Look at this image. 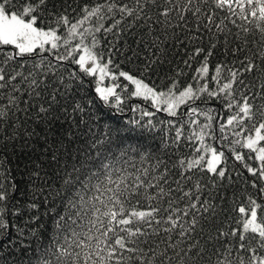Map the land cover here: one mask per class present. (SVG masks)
<instances>
[{"label": "trees", "instance_id": "obj_1", "mask_svg": "<svg viewBox=\"0 0 264 264\" xmlns=\"http://www.w3.org/2000/svg\"><path fill=\"white\" fill-rule=\"evenodd\" d=\"M26 2L27 0H9L6 9L22 10ZM31 2L35 4L37 0ZM104 2L105 0H47V5L41 6L35 13L39 17L37 27H57L50 23L52 18L48 15L53 4L56 5L57 14L67 11L70 21L74 23L81 18V9L85 5L91 8ZM185 2L187 0H181L182 4ZM119 3L134 6V0H119ZM195 7H200L203 13L200 22L208 23L206 16L213 6L200 4L197 0L192 5L193 11ZM159 11V8L149 5L146 11V15L152 18L149 24H145L143 19L134 23V18L125 17L119 26L113 28L115 21L120 19V13L112 14L104 10V19L93 17L78 27V33L84 29H89L91 33H86L83 38L79 35L69 37L67 27L60 25L57 27V34L61 39L56 41L57 48L52 49L51 43H47L44 47L46 50L51 49L50 51L37 49L34 54H25L23 57L14 55L7 63H4L7 55L14 54L18 49L13 45H0V69L4 70L6 76L16 75L17 72L21 74L12 84L5 82L6 86L0 89V111L4 112L0 116V192L5 193L6 197L0 201V220L7 224L6 228L0 229V264H43L44 261L49 264H93L96 261L99 264V257L92 253L96 238L105 230L100 226L101 220L107 226L108 218L96 213V208H100L101 213L107 209L94 199L99 193L91 186L99 181L107 187L116 188L115 183L107 184L104 180L109 172L113 181L121 176L127 177L124 183L129 187L135 185L139 177L146 184L159 183L165 192L173 190L163 201H152L153 206L166 208L168 199L176 200L177 203L173 206L181 209L193 202L197 204V208L205 201L215 206V211L210 210L208 213H197L196 209L188 208L189 215L178 222L187 225L193 216L199 220L194 232L187 234L190 238L179 245V248L185 250L190 244H197L196 251L204 249L203 258H197V264H216L217 259L223 258L225 246L229 245L233 249L231 258L243 257L246 264L250 260V252L237 251L238 237H217L219 231L230 233L232 229L242 230L238 208L242 204L247 206L249 198L264 205V192L260 191L264 189V180L248 171V167L259 171L264 162L255 159L256 152L242 146L246 137L255 134L253 124L259 122V117L254 121L246 119L241 125L227 127L222 133L220 124L226 123L227 118L238 111L236 107L228 110L224 106L227 100L209 98L207 93H201L200 99L181 105L176 109L177 114L172 116L154 106L151 99L133 96L134 86L119 76L120 71L128 72L144 79L151 86H159L160 90L167 88L170 79L178 80L181 89L188 84L198 88L207 83L210 90H218L219 84L226 82L228 78L227 69L221 74L219 84L211 81L210 76L199 78L197 83L193 76H198L196 69L200 67L204 56L189 60L196 47L207 49L212 43L218 44V51L209 58L210 74H215V66L219 63L239 67L238 64H231L233 57L219 55L223 51L224 33L213 37L202 27L200 32H196L198 21L190 12H185L184 21H179L173 12L170 19L173 27L165 28L163 24L155 23ZM213 11L214 23H220L223 17L230 15L226 10ZM160 19L163 20V17ZM225 23L231 30L227 34L229 49L241 45L246 36L250 50H246L245 54L252 56L256 53V62L259 63L258 53L264 51V48H258L252 41H258L260 34L254 27L252 32L245 34L229 21ZM237 23L242 22L237 20ZM100 26L101 31L95 32L94 29ZM105 28H112V31L106 33L103 30ZM212 31H216L215 27ZM237 34L241 37L240 40L236 38ZM92 35L99 41L93 51L102 54L100 62L112 60L108 77L114 75L115 80L106 78L105 83L114 89V95H110L107 102L96 91L99 85L95 80L99 74H85L79 65L73 63V60L79 59V55L83 54L85 45L92 47ZM194 36H202L203 40H193ZM65 39L68 40L67 44L64 43ZM81 39V49H75ZM74 49L72 57L57 59L58 56H67ZM240 59H243V54ZM153 60L156 61L153 70L142 76L143 66ZM186 60H189L190 66L185 65ZM33 78L45 80L49 85L48 88L41 85L36 89L41 92L38 98L34 94L30 95L29 82ZM242 78L246 84H250L252 92H264V88H261L264 77L258 72L245 74ZM13 85H18L19 89L13 91ZM53 87L59 89L56 102L51 103L50 110L45 115L39 109L41 105L49 108ZM240 95L241 92L237 90L235 96L238 102H241ZM10 96L17 98L14 104L9 103ZM117 96L119 100L116 99ZM25 101L30 103L25 104ZM252 102L254 112L264 104V100L259 97ZM190 108H196L197 111L190 112ZM209 116L211 120L208 119ZM205 125L208 127H204ZM178 130L180 139L177 141ZM197 134L202 135L203 139H199ZM236 140L241 143H234ZM96 141H103V144H96ZM260 146H264V142L257 147ZM212 149L217 153H224L221 164L217 165L226 172L223 179L206 168L212 157ZM97 152L101 153L100 157H97ZM234 152L239 153L243 159H235ZM53 156L56 157L55 160ZM200 156L204 159L196 167L188 169L187 162L197 160ZM160 159L166 161V165L154 168ZM181 160L185 162L183 165L179 163ZM103 164H108L110 168L105 169ZM82 165H87L79 173L82 180L92 171H97L99 176L92 178L90 182L84 180L85 183H90L87 189L81 185L65 187L63 181L67 174L76 176L73 168H81ZM165 167L168 172L161 176ZM145 169H148L147 175L144 174ZM197 183L201 185L200 188L196 187ZM158 191V188L148 189L150 194ZM57 192H60L59 196L56 195ZM184 192H189L190 196L181 200ZM108 195L111 193L105 192L101 199ZM133 207L136 210H146L149 204L144 200L137 204L135 199L125 202L126 212H130ZM115 210L119 211L118 208ZM58 215L66 217L60 229L54 224ZM180 215L183 216V212ZM258 215L264 216V207L258 210ZM157 219H162V216L158 215ZM136 226L146 227L131 225L133 228ZM153 226L161 229L159 235L151 239L153 247L159 244L157 251H163L169 243H176L180 239L179 228L172 233H164L163 229L170 226L167 223L156 225L153 222ZM254 235L247 233L244 243L255 248L257 256H264V248L256 242L259 237L253 240ZM87 236H91L92 240L88 241ZM81 240L88 247H78ZM161 240L164 243H160ZM217 249H220L219 253ZM61 251L64 255H61ZM89 254H92V259L86 260L85 256ZM167 255L174 256L175 252L168 249ZM109 264L114 262L110 261ZM172 264H179V257ZM234 264H239L238 259Z\"/></svg>", "mask_w": 264, "mask_h": 264}, {"label": "snow or ice", "instance_id": "obj_2", "mask_svg": "<svg viewBox=\"0 0 264 264\" xmlns=\"http://www.w3.org/2000/svg\"><path fill=\"white\" fill-rule=\"evenodd\" d=\"M9 3V0H3L0 3V45H13L18 51L14 54L9 53L4 60V63L12 60L15 56L23 57L25 54H34L37 49L40 51H50L51 49H45L44 45L51 43V48L55 49L58 47L56 41L60 40L61 37L57 34V27L64 25L68 29V36L74 37L79 35L84 37L86 33L91 34L89 29H84L82 32H77L78 27L90 21L93 17L99 19H104V10L108 13L115 14V12L120 13V19L115 21L113 28L119 26L121 21L125 17L134 18V23L143 19L145 24H149L151 21V16L146 15V11L149 5L155 6L160 9L157 14L156 24H163L165 28H171L173 25L170 23L171 16L173 12L176 13L177 19L179 21L185 20V12H190L193 16L196 17L198 21V26L195 29L196 32L201 31V27L210 32L213 37H216L219 33L225 34V40L223 45V51L219 52V55L227 58L229 56L233 57L231 64L233 66L239 65V67H229L226 63H219L215 66L214 73L210 74V65L209 58L217 54L218 44L212 43L211 46L207 49L204 47H196L194 52L190 54L189 60L193 57H198L200 55L204 56L203 61L201 62L200 67L196 69L197 75L193 76V80L199 83V78H207L210 76L211 81H215L219 84L221 80V74L227 69L228 78L226 82L219 84L218 90H210V87L205 83L202 87H194L193 84H188L187 86L180 88L179 82L176 79H170V83L165 90H160L159 86L153 84L150 86L148 83L144 82V79L137 78L134 75L129 74L125 71H120L119 76L123 77L125 80L129 81L132 85H135V90L132 92L133 96H142L145 100L151 99L154 106L159 110L168 112L170 115L175 116L177 114L176 109L181 105H186L190 101H195L200 99L201 93H207L209 98H222L227 100L225 107L228 110H232L234 107L238 109L235 115H232L227 118L226 123L220 124V131L223 133L227 127L241 125V122L245 121H254L256 117H259V122L253 124L254 135L246 137L243 147L250 149L256 152L255 159L261 162H264V146L257 147L261 142H264V104H261L256 111L254 112V101L257 97L264 100V92H252L250 84H246L245 80L242 78L245 74H252L258 72L261 77H264V51H259L258 58L259 63L256 62L257 54L254 53L252 56L245 54L248 49L249 41L245 36L243 38L242 44L232 47L229 49V41L227 39V34L230 33L225 21H229L231 24L235 25L237 28L241 29L245 34L252 32L254 29L260 34V39L253 40L252 43L255 44L258 48H264V0H199L200 4H211L213 8L209 9V14L206 16L208 23H201V16L203 15L200 7H195L193 11L192 5L197 3V0H187L185 3H181V0H134V6L129 7L128 4H120L119 0H105L104 3H97L94 7L89 8L87 5L81 9L82 16L76 22H71L67 11L60 12L57 14L56 5L53 4L52 10L49 11L48 15L52 18L50 23L55 24L57 27H48L40 28L37 27L39 17L35 14L41 6L47 5V0H37L35 4L31 0H27L25 6L22 10L19 11H8L6 5ZM213 10L227 11L230 15L223 17L220 20V23H214L215 12ZM163 17V20L160 19ZM237 20L242 23H237ZM246 25H251L248 27ZM132 27V25H129ZM215 27V32L212 31ZM102 26L96 27L95 32H100ZM106 33L111 32L112 28L103 29ZM238 40L241 39L239 34L236 37ZM193 40L200 39L203 40L202 36H194ZM64 43L67 44L68 40L65 39ZM99 41L96 40L95 35H92V47L85 45L82 49V53L79 55V59L73 60V63L79 65L80 69L88 75H92L95 72L103 76L109 75V65L112 64V60L109 59L107 63L100 62V56L102 54H97L93 51V48ZM83 44V39L81 42L76 44L75 49H81ZM69 51L67 56H58L59 60H66L69 57L73 56V51ZM206 53V54H205ZM243 54V59H240V56ZM189 60L185 61L186 66L189 65ZM156 61L147 62L141 69V75H145L153 70ZM87 65V66H86ZM21 74L19 72L16 75H8L4 73L3 69H0V89H3L7 84H12L18 76ZM32 75L31 73L29 74ZM181 75V73H177ZM27 79V77L25 78ZM112 79L115 80V76H112ZM6 82V83H5ZM43 85L45 88H48L49 85L45 80H37L35 78L31 79L29 82V88L31 89L30 95L34 94L35 97H40L41 92L36 91ZM65 87H68L65 85ZM261 88H264V84L261 85ZM19 89L18 85H13V91ZM245 89L247 91L245 92ZM241 92L240 101L238 102L235 96L236 91ZM58 88L53 87L51 96H50V105L49 108H45L43 105L40 106V113L45 115L49 112L51 103L56 102ZM97 93L100 94V98L105 102L108 101L110 95H114V89L112 87L107 89H101L97 87ZM15 96H10L9 103L14 104L16 102ZM119 100V97H116ZM25 104H29V101H25ZM163 105L164 107H160ZM79 109V105H77ZM190 112H196V108H190ZM4 112L0 111V116H3ZM209 120L212 118L209 116ZM204 127H208L205 125ZM243 131V127H241ZM239 135V133H237ZM199 139H203V136L197 134ZM180 139V132L177 131L176 140ZM234 143L240 144L241 141L236 140ZM96 144H103V141H96ZM96 144H93V147H96ZM212 157L208 161L206 168L209 172L215 173L216 176L223 179L226 175V172L223 167H217L221 164L224 157L223 152L217 153L216 150L212 149ZM123 155V153H122ZM235 159L242 160L243 157L234 152ZM101 153L97 152V157H100ZM143 159V157H141ZM56 157L53 156V160ZM204 157L200 156L199 159L194 161H188V169L196 167L200 160H203ZM183 165L185 162L181 160L179 162ZM161 165H166V161L160 159L157 160V163L153 166L154 168H159ZM83 167L87 165H82L81 168L74 167L73 173H77L76 176H73L72 173L67 174L63 183L65 187H76V185H81L83 188H89L90 183H85L84 180L91 181L92 178L99 176L97 171H92L90 175H85L84 180L81 179L79 173L82 171ZM105 169H109L108 164H103ZM119 171V169H117ZM248 171L253 175H258L260 179L264 180V164L261 165L260 170L258 171L255 168L248 167ZM168 172V168L165 167V172L161 174L163 176ZM148 169L144 170V174L147 175ZM111 172L107 176H104V180L107 184L115 183L116 188L107 187L106 184H101L99 181L94 187L95 191L99 193L98 196L94 199L102 204L107 211L101 213L100 208H96V213H99L101 217H107V226L101 220V228L105 230L100 233L95 240V248L93 253L95 256L99 257V264H109V262H114V264H172L173 260L176 257H179V264H197V258H203V248H200L199 251H196L197 244H190L188 248L182 249L179 248L180 244L184 243L185 239L190 238L187 234L194 232L195 226L199 224V220L196 216H193L190 222L178 223L183 221L184 217L189 215L188 208L196 209L197 213L204 212L208 213L210 210L215 211V206L210 204L208 201H205L204 204H201L197 208L196 203L189 204L185 209L179 207H174L173 205L177 203L174 199L167 200V207H158L153 206L152 201H163L166 196L173 191L169 189L168 192H165L164 188L157 184L145 183L143 180H140L137 177V183L131 187L125 184L127 177L121 176L117 180L113 181L110 179ZM159 179V178H154ZM120 185H123L121 188ZM255 187V183L253 184ZM197 188H200L201 185L197 183ZM158 188L159 191L155 194H150L148 189ZM144 189V191H141ZM179 191V190H178ZM261 192H264V189H260ZM108 192L111 195L104 197V193ZM57 196L60 195V192L56 193ZM190 196L189 192H184L180 197L182 200L183 197ZM5 193L0 192V201L5 199ZM132 199L136 200L137 204H140L142 200L147 201L149 207L146 210H136L135 207L132 208L130 212L125 211V202L131 201ZM197 200L199 197L196 198ZM71 203V201H69ZM35 207V205H33ZM67 207V206H66ZM264 205L257 203L256 200L249 198L248 204L240 205L238 212L242 218V230L232 229L231 232L219 231L218 239L220 237H238V249L246 250L250 252L251 258L248 260L247 264H264V256H257L256 249L247 246L244 241H246L247 233L255 234L252 239L255 240L258 236L259 239L256 241L257 244L264 248V216L258 215V210H260ZM118 208L119 211L115 209ZM55 211V210H53ZM183 212V216L180 213ZM166 214V215H165ZM161 215L162 219H157V216ZM66 217L64 215H58L54 221L55 227L60 229L62 227V222L65 221ZM67 219H72L67 217ZM153 222L156 225L162 223H167L170 225L163 229L164 233H172L177 228L180 229L178 235L180 239L176 243H169L167 248L163 251H157L159 244H156L155 247L152 246L151 239L154 236L159 235L161 229L153 226ZM95 223V222H94ZM239 223V222H238ZM143 225L146 227L136 226L131 227V225ZM7 224L0 220V229L6 228ZM150 230V231H149ZM99 231V229H97ZM123 233V234H121ZM75 235V233H74ZM143 237L144 239H141ZM171 237H169V240ZM211 239V237L209 238ZM87 240L91 241L92 237L87 236ZM160 243H164V240H161ZM129 245H135L130 247ZM78 247L84 246L88 247L85 244V241L81 240ZM145 248L148 250L145 251ZM168 249H172L175 252L174 256H168ZM232 247L225 246L223 252V258L217 259L216 264H234V261L238 259L239 264H246L243 257H232ZM217 253L220 252V249L216 250ZM104 253V254H102ZM181 253H183L181 255ZM92 254L86 255V260L92 259ZM61 255H64V252L61 251ZM43 264H49V262L44 261ZM93 264H97L96 261H93Z\"/></svg>", "mask_w": 264, "mask_h": 264}, {"label": "rangeland", "instance_id": "obj_3", "mask_svg": "<svg viewBox=\"0 0 264 264\" xmlns=\"http://www.w3.org/2000/svg\"><path fill=\"white\" fill-rule=\"evenodd\" d=\"M98 74H99V76L96 78V83L99 85V88H101V89H107V88H110V86L109 85H107L106 83H105V80H106V78H107V80L108 79H112V77L111 78H109L108 77V75H106V76H103L102 78H101V74L99 73V72H97ZM145 82V81H144ZM145 83H147V82H145ZM134 86V90H135V85H133ZM151 86V85H150ZM50 256H52V255H50Z\"/></svg>", "mask_w": 264, "mask_h": 264}]
</instances>
